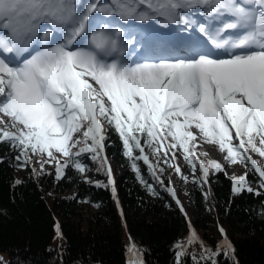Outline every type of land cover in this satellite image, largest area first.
Returning <instances> with one entry per match:
<instances>
[{"label": "snow or ice", "instance_id": "snow-or-ice-1", "mask_svg": "<svg viewBox=\"0 0 264 264\" xmlns=\"http://www.w3.org/2000/svg\"><path fill=\"white\" fill-rule=\"evenodd\" d=\"M141 6L171 23L179 21L181 10L204 8L219 26L210 20L199 31L215 49L224 50L226 58L194 51L186 58L158 62L109 60L123 52L121 31L107 24L96 30L101 22L94 13L115 14L121 20L154 19L149 11H140ZM42 21L59 29L63 35L57 38L63 42L17 61L36 41ZM0 30L6 33L0 34V142L19 149L22 167L30 162L29 152L46 154L49 162L55 161L59 179L69 166L85 171L78 157L91 152L103 168L106 123L118 131L138 175L135 160L142 159L152 170L157 167L149 162L145 146L158 152L179 145L195 170V153L189 148L197 139L195 128L226 152V160L258 173L264 188V166L250 154L264 158V0H0ZM52 35L44 31V41ZM83 40L90 46H81ZM77 133L82 138H74ZM169 138L173 142L166 144ZM134 150L140 155L133 157ZM199 167L205 181L210 168L223 170L216 160ZM106 171L115 196L111 168ZM232 183L235 193L253 191L247 173L233 176ZM56 230L59 235L58 224ZM197 239L192 230L188 243ZM221 247L231 250L226 237ZM129 251L134 256L130 264H143L135 245Z\"/></svg>", "mask_w": 264, "mask_h": 264}, {"label": "trees", "instance_id": "trees-1", "mask_svg": "<svg viewBox=\"0 0 264 264\" xmlns=\"http://www.w3.org/2000/svg\"><path fill=\"white\" fill-rule=\"evenodd\" d=\"M104 128L105 166L85 152L78 157L85 171L69 166L59 179L54 163L47 170L31 161L22 167L19 149L0 142V264H130L132 245L143 264H264L258 173L244 164L241 175L247 173L253 191L235 193L224 168L205 181L200 168L184 164L178 179L183 201L177 204L169 191L176 166L168 149L145 146L157 167L135 160L138 175L118 131L106 123ZM139 155L134 150L133 157ZM192 230L198 239L188 243ZM225 237L231 250L221 247Z\"/></svg>", "mask_w": 264, "mask_h": 264}, {"label": "rangeland", "instance_id": "rangeland-1", "mask_svg": "<svg viewBox=\"0 0 264 264\" xmlns=\"http://www.w3.org/2000/svg\"><path fill=\"white\" fill-rule=\"evenodd\" d=\"M5 120H7V117H4ZM192 131L195 133V128L192 129ZM196 135V133H195ZM197 137V136H196ZM74 138H82V133H77L75 135ZM173 141H171V138H169L167 141H165L166 144L168 143H172ZM234 143H236L234 141ZM203 143L201 142V140H199L198 138L195 141H192L191 145H190V151L195 153V165L199 167V164L201 162L207 163V161L209 160H216L219 163H221V165L223 166V168L225 169V171L228 173V175H230L231 177L233 176H239L243 173V169H244V164L240 163V162H236V163H232L229 162L228 160L225 159L226 156V152L224 151H220L221 153V158L219 156V152L217 150H211L208 149V147H203ZM217 146V144H215ZM83 146V145H80ZM156 146V145H154ZM201 147H203V149H201ZM199 148V150H198ZM167 149V148H166ZM74 151H76L77 149H73ZM173 163L174 165L180 168V172H175L171 175L170 177V185H169V189H172L175 192V195H173V197L177 200H179V202L181 203L183 200H181V192H180V187L178 185V179L180 177V175L183 173V168L182 166L184 164L188 165L189 170H193L192 165H190L189 163H187V160L184 159L185 153L183 151V149L181 147H179V145L176 148H171L168 149ZM215 151H217L215 153ZM253 157V159L257 160L258 163L262 166H264V158H261L258 154L256 153H250ZM57 156V159L60 161H63L64 157L62 156V154L56 153L55 154ZM30 156V161L32 162V164L38 168L39 170H47L48 169V165L47 163H49V157L44 154L43 156H41L40 154H35V153H31L29 154ZM51 163L55 164V161H52ZM43 164V167H41V165ZM196 168V167H195ZM214 169H209V173L211 171H213ZM188 172V176L189 178H193V175L191 174L190 171Z\"/></svg>", "mask_w": 264, "mask_h": 264}, {"label": "bare ground", "instance_id": "bare-ground-1", "mask_svg": "<svg viewBox=\"0 0 264 264\" xmlns=\"http://www.w3.org/2000/svg\"><path fill=\"white\" fill-rule=\"evenodd\" d=\"M111 2V0H109V1H105L104 3H110ZM141 8H143V9H146V6H141ZM193 15H194V17H195V23H197L198 22V19H199V15L196 13V12H194L193 13ZM185 20V19H184ZM193 35L195 34V33H198L197 32V29H195V27H193V32H191ZM182 37H184V38H187L188 40H192V36H190V35H188V34H186V33H184L183 35H182ZM190 47H191V49L193 50V51H199L200 50V48H193V46H192V41H190ZM178 52H180L179 50H177ZM195 133H196V136H197V138L199 139V140H201V142L204 144L203 145V147H208V149H211V150H217L218 152H219V156H220V158L222 157L221 156V153H220V151L221 150H219V147H218V145L216 146L215 145V143H209V142H207L204 138H203V136L199 133V131L198 130H196L195 129ZM236 143H238L237 141H235ZM203 147H201V149H203ZM198 150H199V148H198ZM217 151H215V153L217 152Z\"/></svg>", "mask_w": 264, "mask_h": 264}]
</instances>
